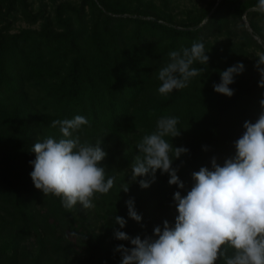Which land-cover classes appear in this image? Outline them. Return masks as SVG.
Instances as JSON below:
<instances>
[{"label":"trees","instance_id":"1","mask_svg":"<svg viewBox=\"0 0 264 264\" xmlns=\"http://www.w3.org/2000/svg\"><path fill=\"white\" fill-rule=\"evenodd\" d=\"M257 3L211 0L195 14L176 20L152 0H61L52 13L42 7L33 10L30 0H0V264H43L55 254L62 258L56 264H107L111 246L122 242L131 247L115 239L114 230L143 239L162 226L157 222L143 231L147 208L154 203L174 223L173 194L190 190L191 173L210 167L212 156L222 164L234 155L244 121L255 122L260 112L259 104L248 106V101L264 89L257 87L259 78L250 80L244 70L229 85L231 97L216 93L213 85L223 71L217 65L204 84L195 77L187 88L161 96L158 72L169 62L170 51L195 41L206 44L210 35L228 30L243 14L251 27L244 29V37L264 54V23L259 24L264 15L253 11ZM19 15L37 26L14 28ZM251 63L255 69L256 60ZM76 115L91 124L84 127V136L78 133L81 142L89 143L104 131L128 132L129 140L137 143L156 130L160 117H178L180 135L165 139L173 145L187 132L182 147L189 152L172 164L185 189L167 184L168 174L159 170L148 188L138 183L151 180L148 175L128 183L127 193L114 183L107 195L97 194L96 200L104 203L96 209L103 210L105 219L99 232L92 231L82 213L65 210L59 198L44 196L30 178L32 145L47 136L59 139V128H52L51 122ZM134 152L131 148L117 158L113 152L102 160L105 178L114 176L116 181L117 171L133 160ZM157 177L162 180L157 182ZM130 198L142 217L139 223L127 215L125 202ZM115 216L127 221L124 228L115 224ZM72 233L80 253L70 256L77 249L69 238Z\"/></svg>","mask_w":264,"mask_h":264},{"label":"clouds","instance_id":"2","mask_svg":"<svg viewBox=\"0 0 264 264\" xmlns=\"http://www.w3.org/2000/svg\"><path fill=\"white\" fill-rule=\"evenodd\" d=\"M253 11L264 15V0H258ZM206 52L200 41L170 51L169 62L158 72V93L167 96L173 90L187 88L193 78L205 72V68L192 65H207ZM254 68L260 77L257 87L264 89V54L256 58ZM244 70V64L238 62L220 72V82L213 85V90L231 97L234 91L229 85ZM259 107L255 122L244 121V131L234 141V155L222 164L212 156L210 167L202 166L191 173L193 183L185 195L179 190L173 194L177 212L174 223L164 220L143 239L114 230L115 239L131 245L116 246L115 251L121 253L120 264H264V98L259 100ZM178 123V117L162 116L156 130L137 142L139 154L131 164L130 182L148 175L151 180L138 181L141 188H148L159 170L161 175L168 174L169 185L185 189L177 175L178 168L172 164L189 150L173 147L165 139L180 135ZM50 126L58 127L61 136H47L32 145L35 159L29 164L34 187L44 196L59 198L65 210L71 211L77 204L85 210L94 208L97 194L107 195L115 181L114 176L106 179L105 168L100 166L107 155L100 147L101 140L81 142L78 133L85 126L91 127L82 115L53 120ZM122 191H129L128 184L122 185ZM125 204L128 217L139 223L142 217L134 209V200L130 198ZM114 222L120 228L127 223L120 216H115Z\"/></svg>","mask_w":264,"mask_h":264},{"label":"rangeland","instance_id":"3","mask_svg":"<svg viewBox=\"0 0 264 264\" xmlns=\"http://www.w3.org/2000/svg\"><path fill=\"white\" fill-rule=\"evenodd\" d=\"M61 0H30L31 8L33 10L42 7L45 10V13H52L54 4ZM76 1V0H72ZM155 4L163 8L164 10L171 11L174 14V18L176 20H182L184 18L189 17L192 14H195L199 11L202 6H205L211 0H152ZM166 5H165V4ZM20 16V15H19ZM14 21V28H19L21 26H37V23H30L25 19L21 18V16ZM262 20H259V24H263ZM264 27V25H263ZM244 29L250 31L251 27L249 25L247 17L243 14L241 21L231 22V26L228 30L215 33L210 35L206 39L205 50L207 51L205 54L209 56V61L206 65V70L202 73L201 76L196 77L200 84H204L205 81L210 77L211 70H215L216 66L219 65L223 71L228 67L233 66L236 63H243L245 66L246 74L248 73V77L250 80L254 78H260L256 69H253V65L251 63L252 60H256L260 54H262L261 49L257 46L256 43L248 41L244 37ZM256 37V36H254ZM258 41L260 39L256 38ZM196 68H201L199 62H194L192 65ZM253 95L252 100L248 101V106H253L259 104V100L263 98L261 93ZM84 136L83 133L80 134ZM187 132H183V138L173 144V147H182L186 138ZM189 135V134H188ZM190 136V135H189ZM130 134L128 132H117L112 133L108 131H104L101 134L100 147L107 153L106 157L110 156L111 153L114 152L115 158L120 157L125 154V152L131 148L135 149L133 160L122 168L120 171L116 173V181L114 182L117 185V188H122V185L125 183H130L131 177V164L134 162L135 157L139 154L136 148V142L130 141ZM104 158V159H105ZM157 176V175H156ZM161 177H157V182L161 181ZM168 184V183H167ZM186 193L181 192V195H185ZM145 197L144 194L138 195L139 200H143ZM93 203L95 205L92 209L85 210L82 205L77 204L75 206V211L77 214L82 213L85 217L86 225L94 232H99L102 228L104 222V212L102 209L97 210L96 208H100L103 205V201L101 199L96 200L94 198ZM163 207L157 204H153L152 206L147 208V222L143 225V231L149 230L153 227V224L157 222L163 223L166 220V215L164 214ZM142 226V227H143ZM142 236V235H139ZM70 240H72L75 244L76 250H73L70 253V256L79 254V243L77 241V237L74 233L70 235ZM122 242L111 246L109 250L112 249L113 254L108 259L107 264H120L121 261V253L115 251L116 246L120 245ZM119 256V258L115 261L112 260L111 257ZM62 258L58 255H54L52 258L43 262V264H56L61 261Z\"/></svg>","mask_w":264,"mask_h":264}]
</instances>
